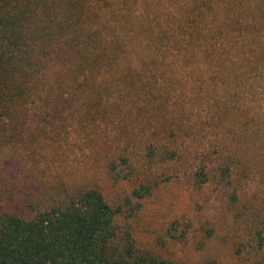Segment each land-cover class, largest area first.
I'll use <instances>...</instances> for the list:
<instances>
[{
    "label": "trees",
    "instance_id": "trees-1",
    "mask_svg": "<svg viewBox=\"0 0 264 264\" xmlns=\"http://www.w3.org/2000/svg\"><path fill=\"white\" fill-rule=\"evenodd\" d=\"M261 78L264 0H0V264H181L137 224L175 182L214 195L243 229L223 249L264 264L237 148L264 149L244 96Z\"/></svg>",
    "mask_w": 264,
    "mask_h": 264
},
{
    "label": "rangeland",
    "instance_id": "rangeland-1",
    "mask_svg": "<svg viewBox=\"0 0 264 264\" xmlns=\"http://www.w3.org/2000/svg\"><path fill=\"white\" fill-rule=\"evenodd\" d=\"M253 90V93H244L249 102L246 106H251L254 112H258L257 116L264 125V78L255 81ZM237 148L242 154L241 160L255 165L245 185L244 195L249 202L262 205L260 203L264 202V149L251 143H242L241 147ZM104 185L107 189L112 188L106 181ZM175 219L193 223V230L185 240L170 237L169 228ZM137 224L142 245L146 250H156L181 264H204L210 261L219 264H242L241 260L232 256L229 249L223 247H226L230 240L239 239L243 229L233 224L214 195L196 192L185 182H175L157 189L147 201ZM208 229L215 231L212 238L206 236ZM158 239H163L164 245L159 243Z\"/></svg>",
    "mask_w": 264,
    "mask_h": 264
}]
</instances>
